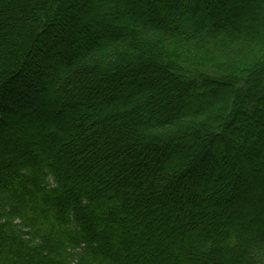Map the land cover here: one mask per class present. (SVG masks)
<instances>
[{"label": "trees", "instance_id": "16d2710c", "mask_svg": "<svg viewBox=\"0 0 264 264\" xmlns=\"http://www.w3.org/2000/svg\"><path fill=\"white\" fill-rule=\"evenodd\" d=\"M220 1L0 0V264H264V0Z\"/></svg>", "mask_w": 264, "mask_h": 264}, {"label": "rangeland", "instance_id": "374dc122", "mask_svg": "<svg viewBox=\"0 0 264 264\" xmlns=\"http://www.w3.org/2000/svg\"><path fill=\"white\" fill-rule=\"evenodd\" d=\"M144 1L149 2L151 0H143L142 3L137 2L135 9H136V11L138 10L139 12L142 13V19L146 23L154 22L155 19H154L153 14H151L150 11H148L147 8H144V6H143V4L145 3ZM228 1L230 3L225 4L223 6H219L220 4H218L217 2L214 4H208L207 7L212 11V14H210L206 9L202 13V16L205 20V24H208L214 20H216L220 24L225 23L226 21L227 22L228 21L234 22V21L240 20V18H242V15H240V13L238 14L235 11H232V8L235 6V4H236V7H242V6L247 5V8H248L247 14L250 17H252L254 15V13L257 9V7H254V6L250 7L249 0H228ZM219 7L222 11L221 13L220 12L218 13ZM126 15H128V14L126 13ZM169 27H171V29L179 28L180 25L176 26V23H170ZM233 57L244 60L245 64H252L255 62H259V61H264V44H258L253 49H247L244 46L239 45V46L235 47V49L233 50ZM220 92H222V91H220ZM2 104H6V105L8 104L10 107L13 108V109L11 108L10 110L7 108L9 111L5 110L3 113V116H4L3 118L5 120V123L8 122V125L10 126V128H8V130L13 131L14 127H16V125H17V124H14L13 120L19 119L18 118L19 116H21L20 118H22L24 116V114H22L23 108H25L26 106L27 107L30 106L33 109L37 108L39 105V102L36 101L34 97L30 98V96H28L26 94H23L21 96L17 94V97L14 100H5L4 96L0 94V107L3 106ZM34 116H36L35 118L38 117V118L44 119V122L42 123L43 125H41L40 128H37V127L34 128V130L37 132V136H40L41 132L44 130V127L46 128L50 124V118H45V116H42V114L41 115L35 114ZM74 117H75L74 115H71L69 118L66 115V118H69V119H73ZM55 119H57V118H55ZM64 120H65V118H64ZM59 121L62 123L63 118ZM11 127H13V129H11ZM1 131L2 130L0 129V135L2 137L3 134H1L2 133ZM10 131H8V132H10ZM28 132L29 131L22 133V135L25 136L28 134ZM46 148L47 147H43L44 150H46ZM63 167H69V164L64 163ZM236 203H239V202L236 201ZM198 234H200V233H198ZM151 255L158 258V259H163V261H166L164 259V256L162 255V253H160L159 251H156V252L152 253ZM116 256L121 260L126 259V256L124 255L123 250L121 248H119V250L116 251ZM130 257H132L134 260H140L141 259V257L138 256L135 252L131 253ZM142 258L144 259V258H146V256H142Z\"/></svg>", "mask_w": 264, "mask_h": 264}, {"label": "bare ground", "instance_id": "6f19581e", "mask_svg": "<svg viewBox=\"0 0 264 264\" xmlns=\"http://www.w3.org/2000/svg\"><path fill=\"white\" fill-rule=\"evenodd\" d=\"M230 2L229 1H227V0H223V1H221L220 2V5L219 6H223V5H225V4H229ZM21 116H19L18 118L21 120L22 118H20ZM29 122H31V120L29 121V120H27V121H25L21 126H20V132L22 131V129H23V126H26Z\"/></svg>", "mask_w": 264, "mask_h": 264}]
</instances>
